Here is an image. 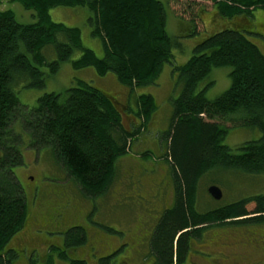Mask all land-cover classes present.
I'll list each match as a JSON object with an SVG mask.
<instances>
[{
  "label": "trees",
  "instance_id": "trees-1",
  "mask_svg": "<svg viewBox=\"0 0 264 264\" xmlns=\"http://www.w3.org/2000/svg\"><path fill=\"white\" fill-rule=\"evenodd\" d=\"M9 1L33 11L36 20L22 24L12 11L0 10V264H13L16 255L6 245L26 217L24 194L13 173L23 164L22 146L48 150L85 196L97 197L115 177L118 157L147 131L156 110L150 94L135 96L132 111L81 79L63 93L43 94L30 109L20 103L16 89H42L76 51L81 54L70 62L72 69L92 68L99 77L111 73L129 92L154 85L164 65L175 76L179 93L171 101L160 158L168 167L175 202L154 228L150 250L157 264H181L188 237L212 224L264 221L261 192L205 212L197 209L198 184L210 172L264 177V55L244 36L252 34L246 25L250 27L256 9H264V0H200L212 3L230 25L203 38L181 64L172 54L179 44L166 31L167 12L160 0ZM56 7L87 10V25L102 44V58L82 46L78 28L51 20L49 11ZM188 24V36L198 34L194 20ZM50 53L54 59H48ZM213 68H230V85L209 100L205 93L212 83L201 84ZM123 109L137 123L125 127ZM229 127L257 130L260 136L230 148L223 144ZM80 238L72 231L66 241L75 245Z\"/></svg>",
  "mask_w": 264,
  "mask_h": 264
},
{
  "label": "rangeland",
  "instance_id": "rangeland-1",
  "mask_svg": "<svg viewBox=\"0 0 264 264\" xmlns=\"http://www.w3.org/2000/svg\"><path fill=\"white\" fill-rule=\"evenodd\" d=\"M160 1L166 7V31L179 44V47L172 49L174 60L178 64L190 58L193 48L203 38L230 25L225 19L218 16L210 2L200 0ZM0 10L12 11L16 20L22 24H31L36 20L33 11L24 10L20 4L9 0L1 1ZM87 13L85 8L56 7L49 11L53 22L78 28L82 46L91 50L97 58H102V44L90 34ZM239 17H236L234 21L241 22ZM191 20H194L198 34L188 36L191 31L187 30L188 23ZM248 25H246V29L252 34H244V36L264 55V9H256L253 12L249 28ZM80 54L76 51L68 62H63L54 76L46 78L45 86L42 89L24 88L23 85L16 89L20 103L30 109L43 94L63 93L73 85L75 79H81L91 83L105 94L113 97L123 107L126 106L132 111L136 110L135 96L150 94L155 101L156 110L147 124V131L137 137L127 154L118 157L115 163V177L106 190L97 197L85 196L80 186L67 174L61 164L55 161L48 150L36 152L25 145L22 146L23 164L15 167L13 173L24 194L26 217L22 229L8 242L6 249H12L16 255L13 264H65L66 261L58 258L57 250H50L51 245H54L53 247L56 249H61L64 240L63 231H54L52 228L36 231L34 229L41 221L43 213L46 220H49V215L54 211L59 212L67 205V208L73 205L74 209L69 214L76 215L81 212V217H84L83 226L103 234L104 243L108 244L109 248L118 244L108 252L104 251L92 256V262L89 261V263L83 258L85 254L82 252V248L77 253H72V258L83 259L86 264H93V261L101 264L106 263L107 261L104 260L114 252V256L109 260V262L112 261L111 264H125L124 260L127 264H153V258L148 251L149 241L147 248L142 245L141 250H136L141 239L149 234H145L144 231H152L158 222V216L155 215V218L152 219L154 214L147 211L148 203L144 197L142 198L140 190L144 195H150L155 184L161 181L164 185V176L167 177L168 174L166 163L160 159L165 152L161 136L163 132L167 131L170 124L171 101L179 93L174 83L175 76L171 73L170 66L164 65L154 85L129 92L117 82L111 73L99 77L92 68L72 69L70 62L78 59ZM47 57L49 60L54 59V54ZM229 72L230 68H213L211 70L206 80L201 84L212 83L205 93L207 99L213 100L229 87ZM122 113L121 118L125 127L128 128L131 122L137 123L132 113L126 114L124 109ZM259 136L260 133L257 130L248 132L241 128L229 127L223 144L235 148L241 143L255 140ZM145 153H148L147 157H143ZM215 180L216 182L213 183ZM210 185H215L222 190V203L247 198L260 192L264 193V177L245 178L233 172L215 174L210 172L198 184L197 196L200 210H208L221 203H215L209 198L206 190ZM142 186L143 188H141ZM147 188L150 189L147 191ZM156 189L157 187H154L153 192ZM163 199L168 205L172 202L171 187L163 190ZM252 207L253 204H249L247 210L250 211L253 209ZM76 208H79L78 212ZM147 213L150 218L146 221ZM252 228L255 227L249 225L246 230L249 231ZM258 229L264 230V224ZM226 232L230 231H221L219 228L209 229L202 241L196 244L200 246L204 242L208 245V237L215 235L213 239L215 241ZM240 232L242 231L233 233L240 234ZM98 246L104 247L102 241L98 243ZM31 248H37V251L29 252ZM25 249L29 253H26ZM215 249L218 250L217 245ZM219 250L222 251L221 248ZM197 254L199 257H208L203 251H199ZM258 260L256 263L259 262ZM191 263L206 264L193 258H191ZM187 264H189L188 261Z\"/></svg>",
  "mask_w": 264,
  "mask_h": 264
},
{
  "label": "flooded vegetation",
  "instance_id": "flooded-vegetation-1",
  "mask_svg": "<svg viewBox=\"0 0 264 264\" xmlns=\"http://www.w3.org/2000/svg\"><path fill=\"white\" fill-rule=\"evenodd\" d=\"M165 177V183L162 185V182H158V184H155L152 187V193L150 195H144L142 193V190H140L142 194V198L147 201L148 203V212L152 215V219L155 218V215L158 216V221L160 220L162 214H164L166 211L170 210L172 206L174 205L175 202V196H174V185L173 182L169 176V173L164 176ZM157 187L155 192H153V188ZM172 190L173 194V199L172 202L168 205L165 203L163 199V190H166L167 188ZM143 188V186L141 187ZM150 188H147V191ZM199 202H197V206H199ZM220 205L223 203H219ZM68 206V205H67ZM64 207L62 210L59 212H55L50 216L49 220H46V216H44V213L42 214L41 221L37 224L36 230H47V229H53L54 231H63V236L64 240L60 248H54V245H49L50 250H57V256L60 260L66 261L65 264H69L70 262L78 261L82 262L83 264H86L85 260L83 259H75L72 258L71 255L72 253H77L79 249L82 248V252L85 254L84 259H86L89 263L92 262L91 258L92 256L98 254V253H103L108 252L109 249H112L116 247L115 244L114 247L109 248V245H105L104 243V235L101 234L98 231H93L90 230L86 227L83 226V218L81 217L80 213L76 215H71L69 214L71 210H73L74 206H69V208ZM217 206V204H216ZM79 208H76V211L78 212ZM199 211H201L199 208H197ZM207 210H203L205 212ZM149 213H147L145 216L146 221L147 219L150 218ZM156 216V217H157ZM241 224H234V220H226L223 223L220 224H212L208 226L205 230L199 231L196 236H189L187 239V245L185 249V253L182 257V262L181 264H187V261L189 264L191 263V258L200 260L202 262H205L206 264H264V230L263 229H258L259 226L264 224V221H259V222H248L246 218L239 219ZM145 222V221H143ZM158 223V222H157ZM237 223V222H236ZM157 225V224H156ZM249 225H253L251 230L247 231L246 227ZM156 227V226H155ZM152 228V231H144L145 234H148L147 237H144L141 239L140 244L137 245L136 250H141L142 245L147 248V242H148V251L150 255L153 258V264H157L154 256L151 253L150 250V243L152 240L154 228ZM258 227V228H256ZM219 228L221 231H230L223 233L220 235L221 237L217 238L215 241L213 240L215 238V235L208 237L209 239V244L206 245L204 242L200 245L197 246V242H201L202 238L205 236L207 231L209 229H216ZM75 231L80 235L79 241L76 240L74 243L78 242V244L75 245H69L67 243V236L69 235L70 232ZM237 231H242L240 234H234L233 232ZM151 232V234H150ZM232 233V234H231ZM227 234V235H226ZM102 238H101V237ZM99 237V238H98ZM149 239V240H148ZM102 241V244H104V247L101 248V246H98V243ZM214 241V242H213ZM131 242V241H130ZM212 242V243H210ZM48 244V243H47ZM46 244V245H47ZM216 245L218 246V250L216 251ZM46 248V246H45ZM211 248V249H210ZM219 248L222 249L219 250ZM37 251V248H31L29 252L35 253ZM203 251L205 252L208 257H199L198 252ZM26 252V249H25ZM26 252V253H29ZM116 252V251H115ZM63 253L66 258L62 259L60 258V254ZM114 252L111 253L106 260V263H101V264H111L109 260L114 256ZM259 259L256 263V260ZM102 262V261H101ZM123 263V262H122ZM124 263H126V260H124ZM93 264H97V262L93 261Z\"/></svg>",
  "mask_w": 264,
  "mask_h": 264
},
{
  "label": "water",
  "instance_id": "water-1",
  "mask_svg": "<svg viewBox=\"0 0 264 264\" xmlns=\"http://www.w3.org/2000/svg\"><path fill=\"white\" fill-rule=\"evenodd\" d=\"M208 195L215 201H219L222 197L221 190L216 186H210L207 189Z\"/></svg>",
  "mask_w": 264,
  "mask_h": 264
}]
</instances>
